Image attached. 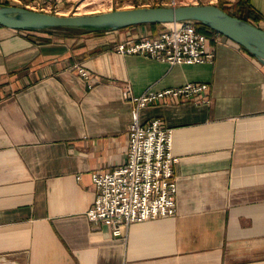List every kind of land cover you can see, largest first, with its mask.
I'll return each instance as SVG.
<instances>
[{
  "label": "crops",
  "instance_id": "obj_1",
  "mask_svg": "<svg viewBox=\"0 0 264 264\" xmlns=\"http://www.w3.org/2000/svg\"><path fill=\"white\" fill-rule=\"evenodd\" d=\"M183 3L250 12L264 29V0L174 2ZM170 4L56 0L58 13ZM146 27L0 25V264H264V65L228 38L213 46L209 63L169 65L114 52L117 41L148 34ZM78 66L90 72V88ZM185 81L207 82L209 102L138 109L141 122L159 117L171 128L175 212L112 235L85 210L95 193L90 173L124 158L130 103L122 90L138 94Z\"/></svg>",
  "mask_w": 264,
  "mask_h": 264
},
{
  "label": "built area",
  "instance_id": "obj_2",
  "mask_svg": "<svg viewBox=\"0 0 264 264\" xmlns=\"http://www.w3.org/2000/svg\"><path fill=\"white\" fill-rule=\"evenodd\" d=\"M174 2L170 0V5ZM23 6L58 13L56 0H34ZM222 38L226 37L214 30H198L191 20H179L163 23L154 33L117 41L113 50L120 54H140L169 65L209 63L214 56L213 46ZM76 71L90 88L93 83L90 72L82 66L76 67ZM208 88L204 81H185L177 86L133 94L129 86H124L122 96L130 103L124 158L119 164L90 173L95 187L85 210L90 222L106 224L112 235H120L129 223L175 212L172 164L177 157L170 149L171 128L159 117L141 122L138 109L162 101L207 104Z\"/></svg>",
  "mask_w": 264,
  "mask_h": 264
},
{
  "label": "water",
  "instance_id": "obj_3",
  "mask_svg": "<svg viewBox=\"0 0 264 264\" xmlns=\"http://www.w3.org/2000/svg\"><path fill=\"white\" fill-rule=\"evenodd\" d=\"M201 22L242 46L264 65V29L212 3L141 5L87 13H49L16 4H0V25L23 30H114L148 22Z\"/></svg>",
  "mask_w": 264,
  "mask_h": 264
},
{
  "label": "trees",
  "instance_id": "obj_4",
  "mask_svg": "<svg viewBox=\"0 0 264 264\" xmlns=\"http://www.w3.org/2000/svg\"><path fill=\"white\" fill-rule=\"evenodd\" d=\"M0 4H10V3H7V2H3V3H0ZM217 5L218 7H220L222 10H224L225 12L231 14V15H235L241 19H244V20H248L250 21L251 23L255 24V21H256V17L255 15H253L252 13L248 12V14L246 16H242V15H238V14H232L230 12H228L224 6L220 5V4H215ZM151 6H154V5H151ZM141 24H145L151 32H153L155 30L156 27H161L163 23L161 22H148V23H141ZM140 24V25H141ZM195 27L200 30V31H206V30H209L210 28H208L207 26H205L204 24H202L201 22H195L194 23ZM256 25V24H255ZM129 26H132V25H129ZM129 26H125V27H129ZM258 26V25H257ZM28 31H31V30H28ZM240 48H242V50L246 51L245 48H243L242 46H240ZM247 53H249L248 51H246Z\"/></svg>",
  "mask_w": 264,
  "mask_h": 264
},
{
  "label": "rangeland",
  "instance_id": "obj_5",
  "mask_svg": "<svg viewBox=\"0 0 264 264\" xmlns=\"http://www.w3.org/2000/svg\"><path fill=\"white\" fill-rule=\"evenodd\" d=\"M105 8V5H96L93 8H97L98 10H93V11H87L89 9H91V7L88 6H80L78 9H74L72 10L73 13H87V12H95V11H102V10H108V9H100V8ZM71 12V11H70ZM70 12L67 13H62V14H70ZM159 29V27H156L155 30L153 32L150 31V29L148 27H146V31L148 34L154 33Z\"/></svg>",
  "mask_w": 264,
  "mask_h": 264
}]
</instances>
